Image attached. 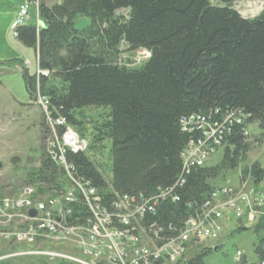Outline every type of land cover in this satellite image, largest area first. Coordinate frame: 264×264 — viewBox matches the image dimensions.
<instances>
[{"label": "trees", "instance_id": "trees-1", "mask_svg": "<svg viewBox=\"0 0 264 264\" xmlns=\"http://www.w3.org/2000/svg\"><path fill=\"white\" fill-rule=\"evenodd\" d=\"M241 1L40 2L37 14L42 26L28 20L14 30L15 39L36 55L37 73L30 75L22 61L16 65L22 69L28 99L45 98L53 118H64L89 138L94 160L86 154H67V161L97 189L108 209L114 193L157 198L154 214H145L143 226L161 230L166 239L199 213L225 172L244 165L241 173L251 175L256 189L264 180V170L257 164L245 165L250 144L244 136L245 126L253 123L258 124L260 137L264 135V0L253 19L232 9ZM121 11L125 15L118 14ZM78 16L89 18V26L76 29ZM140 51L149 58L139 66L120 64L121 54ZM86 109L105 113L87 121ZM231 113L246 120L227 127L230 131L224 132L217 151L220 161L184 169L182 152L201 138V132H184L180 121L191 116L219 120ZM106 142L110 147L104 165L96 157ZM39 157V166L12 178L15 190L33 184L43 195L65 186L57 167L43 153ZM161 191L168 193L165 199ZM250 228L253 248L260 253L264 220ZM235 231L241 232L240 227ZM19 248L24 246L12 250ZM211 249L198 248L187 264H203Z\"/></svg>", "mask_w": 264, "mask_h": 264}, {"label": "built area", "instance_id": "built-area-1", "mask_svg": "<svg viewBox=\"0 0 264 264\" xmlns=\"http://www.w3.org/2000/svg\"><path fill=\"white\" fill-rule=\"evenodd\" d=\"M31 8L38 16L36 0L19 5L12 23L13 31L29 20ZM143 52L145 59L149 58V54ZM35 101L42 110L45 125L43 154L61 172L65 186L49 189L43 195L37 193L33 184L12 196L0 193V245L11 243L30 249L17 251L14 256H40L51 263L70 264H178L193 246L198 250L218 244L226 223L254 227L264 220V191L250 188L247 182L252 185V179L248 174V179L237 187L227 185L215 189L199 213L185 220L176 236L163 238L161 230L143 226L145 214H154L157 198L114 193L111 208H106L97 189L81 177L66 158L67 154H86L93 161L88 136L82 137L64 118H53L45 98L37 96ZM245 120L240 113H231L219 120H212L210 116L182 119L184 132H201V138L190 142L182 152L184 169L207 163L221 148L224 132L230 131L227 127L243 124ZM248 127L244 129L247 137ZM167 195L160 192L163 199ZM38 246L43 249L34 251ZM258 252L253 248V262L237 252L235 261L237 264H264V242Z\"/></svg>", "mask_w": 264, "mask_h": 264}, {"label": "rangeland", "instance_id": "rangeland-1", "mask_svg": "<svg viewBox=\"0 0 264 264\" xmlns=\"http://www.w3.org/2000/svg\"><path fill=\"white\" fill-rule=\"evenodd\" d=\"M36 1L38 4L44 2L47 5H52L59 0ZM25 2L29 3L30 1L0 0V193L8 196L15 195L18 192L11 185L12 178L16 176L19 179L25 169L37 167V163L40 161L39 154L43 153L44 150L45 132H40L41 129L45 128L42 126V124L44 125L42 110L36 101L28 99L21 77L22 69L16 66L18 61H22L30 75L37 73L34 50L20 44L15 39L12 30V23L16 18L17 9L21 3L24 4ZM34 8L29 11V22L38 27V16H36ZM232 9L242 18L253 19L262 10V0H243L233 4ZM118 14L125 15L122 11ZM89 24L90 20L87 17L78 16L74 21V26L78 30L88 27ZM144 59L145 54L140 51L132 54L123 53L119 61L122 65L134 68L139 66ZM104 113L96 109L84 110V114L88 118L87 121ZM86 128L89 129L88 126ZM248 142L250 150L245 165L250 167L257 164L264 170V135L262 138L260 137L257 123L250 124L248 127ZM104 145L106 148L96 158L99 159V162L107 165V151L110 143L106 142ZM13 159H17V161L12 163ZM220 159L221 152L219 151L207 161L206 165H215ZM15 165H17V170L14 168ZM243 167L244 165H240L233 171L225 172L223 181H218L217 187L239 186V183L249 177L248 173L242 175L241 170ZM247 183L250 188L256 189L250 181ZM259 189L264 191V180L260 183ZM245 228L248 230L237 233L233 223H226L225 230L218 242L222 249L204 256L203 264H237L235 261L237 252L243 253L248 262L255 261L253 256L254 236L249 226ZM13 246L15 245L11 243L0 245V264H55V262L51 263L40 256H14L17 251L25 252L30 249L24 246V248L15 251L12 250ZM42 249V246H38L33 250L41 251ZM196 250V247L193 246L180 264H187ZM67 251L65 252L67 253Z\"/></svg>", "mask_w": 264, "mask_h": 264}, {"label": "water", "instance_id": "water-1", "mask_svg": "<svg viewBox=\"0 0 264 264\" xmlns=\"http://www.w3.org/2000/svg\"><path fill=\"white\" fill-rule=\"evenodd\" d=\"M41 26H42V24L40 23L39 26H38V28H40ZM16 161H17V159H13V160H12V163H15ZM28 161H29V160H28ZM29 215L32 217V216H34V213L31 211V212L29 213ZM247 230H248V229H246L245 227H240V231H241V232H245V231H247ZM221 249H222L221 246L216 245V246L212 247L211 251L214 252V253H216V252L220 251Z\"/></svg>", "mask_w": 264, "mask_h": 264}, {"label": "crops", "instance_id": "crops-1", "mask_svg": "<svg viewBox=\"0 0 264 264\" xmlns=\"http://www.w3.org/2000/svg\"><path fill=\"white\" fill-rule=\"evenodd\" d=\"M21 4H22V3H21ZM21 4H20V5H21ZM34 17H35V16H34ZM35 18H36V17H35ZM29 21H30V17H29ZM30 105H32V104H30ZM216 245H218V244H216ZM216 245H214V246H216ZM214 246H213V247H214ZM187 255H188V254H187ZM187 255H186V256H187ZM180 263H181V262H180ZM180 263H178V264H180Z\"/></svg>", "mask_w": 264, "mask_h": 264}]
</instances>
